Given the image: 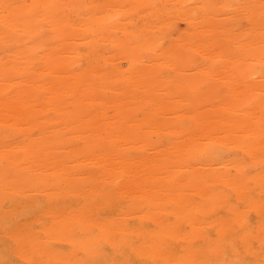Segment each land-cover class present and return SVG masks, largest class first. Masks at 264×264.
<instances>
[{
	"label": "bare ground",
	"instance_id": "1",
	"mask_svg": "<svg viewBox=\"0 0 264 264\" xmlns=\"http://www.w3.org/2000/svg\"><path fill=\"white\" fill-rule=\"evenodd\" d=\"M96 1L99 0H0V264L17 261L21 264H211L203 261V257L212 258L216 252L217 264H264V251L257 249H264V0H238L240 8L236 2L232 4L243 11L241 17L250 20L246 27L243 25L249 31L241 27L245 19L240 21L237 15L231 16L230 23L224 18L220 23H215L217 18H208V11L212 13L220 7L229 9L225 7L228 0H197L207 8L198 6L196 0L195 4L188 0L187 6L189 2L185 0L187 7L196 8L197 5L200 9L196 8L199 10L196 13L195 8H188V16L184 14L187 7L182 6L183 0H177L180 13L177 9L174 13L172 8H167L169 4L165 7L163 0V3L160 0ZM5 5L11 7L5 9ZM30 5L39 7L30 8ZM113 6L118 8L114 11ZM193 9L198 14L193 13L196 19L206 10L203 12H206V21H202V17L197 20L206 24L203 32L207 31L210 36H207L208 41L199 31L202 30L201 23L191 16ZM131 10L138 14L134 15ZM168 10L174 13L176 21L183 13V21L187 19L189 24L188 17H192L189 21L198 24L195 29L187 24L195 32L189 27L184 30V36L188 34L194 38V43L189 39L192 45L202 39L206 43L217 41L218 55H205L204 41L201 42L204 45L199 43L204 47L203 53L195 49L201 53L200 59L206 60L208 56L209 62L204 61L206 67L203 62L199 66L206 68L204 73L201 71V76L206 75L204 78L199 76V70L193 72L198 65L194 64V67L191 63L200 59H190L196 54L193 53L196 46L191 47L186 37L182 38L193 48L192 55L189 54L191 48L184 43L183 48L180 40L179 45L185 53L181 48H176L181 50H176L175 54L171 52L170 48L175 45L169 47L168 40L164 43L168 46L166 50L158 45L156 30L163 29L157 24L162 17L166 19ZM162 11H165L164 15ZM70 12L76 13L71 17ZM139 12L146 15H141L144 17L143 31V22H136L141 17ZM125 14L136 16L132 18H137L134 21L130 18L136 26L130 24L131 28L127 27L129 15ZM158 16L161 18L156 19ZM117 17L124 23L117 22L121 24L116 26L119 34L107 40L112 52L106 49L103 54L102 50L108 46L105 38L111 36L106 33H110L116 23L104 28ZM152 18L158 22L151 21ZM231 19H235L236 25ZM149 21L154 22L157 29L154 24L149 26ZM169 22L160 23L167 25V29L174 24ZM227 23L233 24L232 27L226 26ZM220 24L222 26H218ZM45 27L50 33L44 30L47 34H43ZM171 27L172 33L181 35L174 31V26ZM187 28L192 30L190 35ZM215 28L219 29L216 39ZM96 29L106 30V35L103 33L101 38L97 35V39ZM243 29L246 36L249 33L245 40L241 38ZM149 31H154L155 36ZM168 31L165 39L171 33ZM161 36L159 39L163 41ZM154 46L163 51L159 54L157 49V55L162 59L172 57L169 58L170 65L167 63L175 69H171V76L182 67L183 72L188 68L194 74L197 72L193 74L196 77L186 71L185 75L192 76L191 79L178 71L177 77L183 75V79H180L183 76L179 79L167 76L163 81L160 75L165 77L167 71L163 73V66L159 68L162 72L156 69L152 62L157 56L148 54L156 52H150ZM180 46L176 44V47ZM108 50L113 63H106L111 66L108 71L105 69L106 74L96 73L99 69L96 65L87 67L86 62L84 64L89 51L90 60L94 58L101 62L100 57L102 59ZM115 51L118 59L127 60L126 69L116 64L120 60H113L117 55ZM140 54L152 56L151 60L143 62ZM159 59L156 62L159 63ZM197 77L209 82L204 84L205 89V86L200 89L204 92H199L204 93L205 99L201 93L202 99L198 97L195 103L198 94L188 88L197 95H192L193 100L188 89V93H184L177 83L180 88L184 86L181 83L194 87L201 83ZM128 81L134 84L133 89L136 84H143L146 91L139 86V91L134 93L144 90L146 95L149 90L156 91L158 86H163L159 90H166L168 95L161 92L162 95H173L168 98L178 99L171 104L172 100L167 98L170 105L178 106V116L170 113L173 107L165 103L164 96L165 100L163 97L155 100L161 105L164 100L163 105L170 107L167 111L174 117H166L168 113L164 109L168 108L162 109L153 101L159 95H156L158 91L152 90L155 94L151 92L148 97L153 100L148 101L143 92L144 102L132 107L133 111L126 110L122 102L127 107L130 103H138L137 98V101L132 99L133 102L128 100V104L126 99V102L120 100L123 85L130 84ZM218 84H225L224 92L219 91ZM130 86H127L131 90H127L128 93H132ZM107 88L120 95L114 94L115 91L106 95ZM109 95L112 98L107 97ZM124 95L123 98H127ZM201 101L202 104H198ZM94 106L99 108V113ZM160 110L159 114L164 112L165 117L163 114L156 117ZM138 112L145 114L142 121L134 118L140 115ZM155 118L158 122L161 120L163 131L160 130L162 136L156 138L152 137L159 127V123H153ZM136 124L142 125V129L149 127V133L153 128L156 130L146 136L148 130L139 126L145 134L140 135L138 131L139 135L135 137L133 127L137 128ZM131 130L134 137L128 135ZM67 134L74 137V143ZM129 139H132L130 146L125 142ZM65 142L72 145L66 147ZM148 149L150 152L145 154L144 150ZM81 169L80 176L75 178ZM26 217L37 219L36 223L28 226L30 220L26 221ZM24 219L27 225L23 223ZM254 241L258 243L256 249L252 246Z\"/></svg>",
	"mask_w": 264,
	"mask_h": 264
},
{
	"label": "rangeland",
	"instance_id": "2",
	"mask_svg": "<svg viewBox=\"0 0 264 264\" xmlns=\"http://www.w3.org/2000/svg\"><path fill=\"white\" fill-rule=\"evenodd\" d=\"M100 1H101V0H99L98 2H100ZM155 1H156V0H155ZM163 1H164V3H163ZM163 1L160 0L159 2H160V3H163L164 6L169 4L170 6L168 5L167 8H169V9L172 8V10H173L172 12L175 13L177 10H178V11L180 10V8L178 9L179 5H177V4H178V1H177V0H172V1H173L172 3H174L173 5H175V6L177 5L176 8L172 5L171 1H168V0H163ZM166 1H168L169 3L166 4V3H165ZM174 1H176V3H175ZM179 1H180V0H179ZM187 1H188V0H186V2H187ZM189 1H190V0H189ZM189 1H188V2H189ZM192 1H194V4H195V0H191V4H192ZM198 1L201 2V0H198ZM202 1H204V0H202ZM236 1H238V0H231V2H230V0H228L229 5H228V3H227L228 6H227V5L225 6V7L229 8V9L231 8L230 10L226 8L228 11L225 10V9H222V8H224V7H222V8L220 7L221 9L219 8V9H216L215 11L212 10V13H209V11H208L207 13H206V12H205V13H206V15H210V16L208 17L209 19H212V18L216 19V18H217V19L215 20V23H216V21H218V22L220 23V21H221L220 19H222V18L226 19L227 21H226V20H225V21L228 22V23H230V22H229V19L231 18V16H234V15H235V16L237 15V16H236L237 18L240 17V21H242V20L245 19V18H244V17H241V16H244V15H243V13L241 14V11H242V10H239L240 7H239V5H238V3H237ZM85 2H86V1H85ZM96 2H97V1H96ZM98 2H97V3H98ZM184 2H185V0H183V2L181 1V4L183 3L182 6L185 5ZM186 2H185V3H186ZM199 2H197V0H196V4H197L198 6H201L202 8H203V7H206V8H207V6H205V5H203V4H202V5H203V6H202L201 3H199ZM233 2H234V3L236 2V3H237L236 6L238 5L239 8H238V7H235V5L232 6ZM123 3H124V1H123ZM202 3H203V2H202ZM217 3H218V2H217ZM217 3H216V4H217ZM163 4H161V5H163ZM181 4H180V6H181ZM188 4H190V2L187 3L186 5L188 6ZM230 4H231V6H230ZM126 5H127V4H126ZM171 5H172L175 9H173V7H171ZM186 5H185V6H186ZM197 5H196V8H197ZM185 6H183V7H185ZM187 6H186V7H187ZM113 7H115V8H113V10L118 8V7L116 8V6H113ZM165 7H166V6H165ZM183 7H181V9H182ZM191 7H193V6H191ZM191 7H190V5H189V7H187V13H186V12L184 13V14H186V16L189 15V14H188V12H189V11H188V8H189V10H190V9H192ZM201 7H200V8H201ZM232 7H235L236 12H235V9L232 8ZM167 8H166V9H167ZM193 8H195V6H194ZM196 8H195V9H196ZM237 8H238V9H237ZM76 9H77V8H76ZM76 9H75V11H76ZM111 9H112V8H111ZM163 9H164V8H163ZM176 9H177V10H176ZM183 9H184V8H183ZM197 9H199V8H197ZM197 9H196V10H197ZM73 10H74V9H73ZM125 10H127L126 12H128V7L126 8V6H125ZM129 10H130V9H129ZM170 10H171V9H170ZM170 10H168V11L170 12ZM196 10H195V11H196ZM199 10H200V9H199ZM199 10H197L196 13H199ZM238 10H239V11H238ZM67 11H68V10H67ZM114 11H115V10H114ZM132 11H133V12H132ZM182 11H183V10H182ZM185 11H186V9H185ZM195 11H194V9H193V12L191 11V14H192V15L190 14V15H191L192 17H194V18L197 17V16H195V15H198V14H195V13H194ZM201 11H202V10H201ZM204 11H206V10H204ZM204 11L201 12L203 16H204V14H205V13L203 14ZM221 11H222V12H221ZM76 12H77V11H76ZM76 12H75V13H76ZM101 12H103V11H101ZM135 12H136V10H135V11H134V10H131V13H133L134 15L138 14V12H137L136 14H135ZM144 12H145V11H144ZM169 12H168V13H169ZM183 12H184V11H183ZM218 12H221V13H218ZM238 12H240V14H237ZM242 12H243V11H242ZM75 13L70 12L69 14H70V16H71V14H75ZM78 13H80V12H78ZM78 13L76 14L77 17H78ZM97 13H98V12H97ZM131 13L129 12V14H131ZM142 13H143V12H142ZM142 13L139 12V15L141 16ZM164 13H165V11H164V12L162 11L161 14L164 15ZM168 13H167V12L165 13V18H166L165 20L167 21V23L171 20L170 22H172V24H173V22H174V24H173V25H170V26L167 27V29H166L165 26H167V25H164V24L162 25V23H166V21H165L164 19H162L163 17L161 18L160 16H162V15H160V16H158V18H156V19H159V17L161 18V19H159V22H158L157 20H155V18H154V19H153V18L150 19L151 21H154V22L157 21V22H158L157 25H159V27L155 24V23H157V22L154 23V22H151V21H149V26H150V23H151V24H154V27L157 26L158 28H162L164 32H163L162 30H160V32H161L163 35L159 32V30H156V31H158V32H156V31L154 30V31L156 32L157 36H155V32H154V31H153V32H152V31H149L148 33L151 32L152 34H150V35H152L153 37L155 36L156 38L158 37V40H157V41H160V42H161V43H160V42L158 43V45L160 46V48H163V47H164L165 50H166V48H167L168 46L165 47V44H166L165 41H167V40L169 41V42L167 41V44L169 43V44H168L169 47L172 46V45H175V46H173L172 49L170 48V51L173 52V53L175 54V52L180 51L181 49L184 48L183 45L185 44V42L189 41L190 38H191L190 41H191L192 39L194 40V38H192L191 36H188V34L185 35V36L183 35V34H186V32H185L186 29H185V28H186V27H189V26H190V27L192 26V27L195 29V27H196L198 24H200L203 20L206 21V19H204L206 15H205L204 17H203L202 15H199L200 17H199V19H198V18H197V19L200 21V20H201L200 18L202 17L203 19H202L201 22H199V21L195 18V19H194L195 22L198 21V24L196 25V23L194 22V20H192L193 22L190 20L192 23H194V24H192V23L190 24V21H189V18H190V17H188V22H189V24L186 22L187 19L183 21V19L181 18L183 13H182V14H179L180 11H179V13H178V12H177V13H178L179 15H181V17H179L180 20H179V18H177V19H178L177 21H176V17H174V16H175L174 13H171V12H170L169 14H168ZM193 13H194L195 15H193ZM213 13H216V15H215L216 17L213 15ZM217 13H218V14H217ZM82 14H83V13H80V15H82ZM99 14H100V12H99ZM129 14H127V15H129ZM167 14H168V15H167ZM170 14H171V15H170ZM187 14H188V15H187ZM76 15H74V16H76ZM80 15H79V16H80ZM97 15H98V14H97ZM125 15H126V14H125ZM127 15H126V16H127ZM139 15L137 16L138 18L140 17ZM176 15H177V14H176ZM143 16H146V15H144V13H143ZM143 16H141L139 19L136 18L137 20H136V19H134V20H136V22L138 21L139 23H140V22L142 23V22H143L142 19L144 20V17H143ZM168 16H169V17H171V16L174 17V18H175L174 20H175L176 22L172 20V17H171V19H170ZM212 16H214V17H212ZM217 16H218V17H217ZM235 16H234V18H235ZM71 17H72V16H71ZM77 17H74V19H77ZM119 17H120V19L122 20V16H119ZM119 17L116 18L117 21H115V20H116V19H115L114 21H112L113 23H109V25H106V27L104 28V29H107L108 26H110V25L114 26L115 23H116V25L114 26V29H113V30H110V29H112V28H110V29H109V30H110V33H106L107 35H110V34H111V36H110L111 38L109 37L110 39H109V38H108V39L105 38L106 40H105V39H102V41L100 40L101 42H104V40H105V41L107 42V44H108V46H105L106 48H104V47L102 46V47L104 48V50H102V49H100V48H99V49L97 48V49L100 50V51H101V50L104 51L103 54L105 53L106 49H109V50H110V47H111L109 41H107V40H111V39L115 38V36H116L117 34H119V30H116V29H119V27L117 28L116 26H120V25H121L120 23H119V25H118V23H117V22H121V20L118 21V20H119V19H118ZM124 17H125V16L123 15V18H124ZM135 17H136V16H132V15H131V17H130V15L127 17V20H128V18H129V20H128L127 22H128V23H129V21L131 22V23H129V24L127 23V27L131 28V27H130V24H131V25H134V24H132V23H134V22H132V20H133L132 18H135ZM142 17H143V18H142ZM167 17H168V18H167ZM177 17H178V16H177ZM184 17H185V16H184ZM192 17H191L190 19H193ZM210 17H211V18H210ZM226 17H229V18H226ZM130 18H131L132 20H131ZM242 18H243V19H242ZM167 19H170V20H167ZM181 19H182V20H181ZM184 19H185V18H184ZM125 20H126V17L124 18V21H125ZM134 20H133V21H134ZM162 20H163V21H162ZM234 20H235V19H233V21H232V19H231V22H232L234 25H236V22L234 23ZM124 21H123V23H124ZM138 22H137V23H138ZM160 22H162V23H160ZM170 22H169V24H171ZM221 22H222V21H221ZM242 22H243V23H242V26H241V25H240V26L243 27V25H244V26L246 27V26L249 24L250 20L248 21V20L245 19V20H243ZM121 23H122V22H121ZM123 23H122V24H123ZM141 23H140V24H141ZM159 23H160V24H159ZM224 23H225V22H224ZM228 23L226 24V26H229V25H230V26L232 27L233 24H228ZM240 23H241V22H239L238 24H240ZM113 24H114V25H113ZM125 24H126V21H125ZM125 24H124V25H125ZM187 24H188L189 26H187ZM202 24H203V23L200 24V25H201L200 28H201L202 30L197 29L196 32H197L198 30H199V31H202V32H203V31L205 32V28H206L207 26H206V24H204V25L206 26V27H205V26L202 25ZM221 24H223V23H221ZM221 24L218 25V26H222ZM128 25H129V26H128ZM142 25H143V26H142ZM142 25H140V26H142L141 30L143 31V30H144L143 27H145L144 22L142 23ZM146 25H147V24H146ZM161 25H162V26H161ZM195 25H196V26H195ZM134 26H136V23H135ZM134 26H132V28H134ZM138 26H139V24H138ZM138 26L136 27V29L138 28ZM147 26H148V25H147ZM149 26H148V29L150 30ZM160 26H161V27H160ZM171 26H174V27H173V28H174V31L178 32V34H181V35L178 36L177 34H175V32L172 33L173 31H171V29H172ZM230 26H229V27H230ZM237 26H238V25H237ZM237 26H235V27H237ZM125 27H126V26H125ZM151 27H153V26H151ZM157 27H155V29H157ZM190 27H189V28H190ZM204 27H205V28H204ZM235 27H234V28H235ZM238 27H239V26H238ZM241 27L239 28L240 31H241ZM245 27H243V28H245ZM97 28H98V27H97ZM164 28H165V30H164ZM169 28H171V29H169ZM180 28H181V29H180ZM189 28H187V30H189ZM193 28H190V29L193 30ZM196 28H197V27H196ZM198 28H199V27H198ZM139 29H140V27H139ZM146 29H147V28H146ZM151 29L153 30L154 28H151ZM168 29L171 31V33H170V31H168ZM245 29H246V31H249L248 28H245ZM245 29L242 30V34H243V35H241L242 40L247 39V38H248L247 36L249 35L248 32H246V34L248 33L247 36L244 34L245 32L243 33V31H244ZM44 30H45V31L48 30V31H46V32H47V33H50L48 27H45V29H43V34L46 33V32L44 33ZM96 30H97V29H96ZM99 30H100V29H98L97 32L95 33L97 39H98V36H100V38H101L102 36L104 37L103 33L106 31V30H105V31H99ZM166 30L170 33V34H168V37L166 36L167 39H165V37H164L165 35H167V34H165V32L167 33ZM172 30H173V29H172ZM177 30H178V31H177ZM184 30H185V31H184ZM192 30H191V31H192ZM233 30H234V29H233ZM237 30H238V29H237ZM237 30H235V31H237ZM111 31H112V32H111ZM147 31H148V30H147ZM180 31H184V32L179 33ZM191 31H190V30L188 31L189 35H190V32H191ZM218 31H219L218 28L213 29V35L215 36V39L217 38V34H216V33H217ZM100 32H102V34L99 35ZM108 32H109V31H108ZM113 32H115V34H114ZM192 32H195V31L193 30ZM202 32H201V34H202ZM204 32H203V33H204ZM47 33H46V34H47ZM143 33H144V32H143ZM158 33H160V34H158ZM104 34H105V33H104ZM106 34H105V35H106ZM112 34H113V35H112ZM201 34H200V35H201ZM215 34H216V35H215ZM97 35H98V36H97ZM158 35H159V36L162 35L161 37H163V38H162L163 41L159 39L160 37H159ZM169 35H172V36H169ZM191 35H192V34H191ZM213 35H212V36H213ZM48 36H49V35H48ZM112 36H113V37H112ZM177 36H178L179 38L175 39V37H177ZM183 36L186 37L185 39H187V41H185V39L182 38ZM192 36H193V35H192ZM207 36H208V35H207V31H206V33H204V38H205V39L207 38L206 40L208 41V39H209L208 37H210V36H208V37H207ZM214 36H213V37H214ZM172 37H174L173 39L175 40L176 43L173 42L174 40H173V41H172V39L170 40V38H172ZM201 37H202V35H201ZM220 37H221V33H220ZM246 37H247V38H246ZM100 38H99V39H100ZM180 38H181V39H180ZM140 39H141V38H140ZM183 39H184V40H183ZM45 40H46V39H45ZM75 40H76V39L74 38V41H75ZM179 40H180V41H179ZM193 40H192V41H193ZM200 40H201V39H200ZM74 41H73V42H74ZM100 41H99V42H100ZM170 41H172V42H170ZM178 41L182 44L181 46H182L183 48H181V46L179 45L180 43H179ZM190 41L188 42V44L192 42V41H191V42H190ZM203 41H204V43H206V41H205L204 39H202V41H200L199 43H200V44H203V43H201V42H203ZM99 42H98V43H99ZM155 42H156V41H155ZM76 43L79 44V40H78V39L76 40ZM76 43H73V44L75 45ZM98 43H97V44H98ZM164 43H165V44H164ZM183 43H184V44H183ZM193 43H194V41H193ZM193 43H191V44H189V45L191 46ZM199 43H196L195 45H192V46H196V48L193 47L194 50H193V48H191L192 46L190 47V46L188 45V46L191 48V51L187 49L188 52H189V51L191 52V53H189V54L192 55L194 52L196 53L195 55H194V54H193L192 56L190 55V56H191L190 59H192L193 61H194L195 59H200V58H201L202 55H201V56H199V55H200L201 53L204 52V51H203L204 47H205V55L212 56V55L214 54V56H215V55H218V54H219L218 51H220V48H219V47L217 48V44H216L217 41H216V42H215V41H213V42H207L206 45H205L204 47H203L202 45L200 46ZM218 43H219V42H218ZM97 44H96V45H97ZM99 44H100V43H99ZM99 44H98V45H99ZM102 44H103V43H102ZM102 44H100V45H102ZM161 44H162V45H161ZM171 44H172V45H171ZM176 44H177V46H180V47H176ZM198 44H199V45H198ZM98 45H97L96 47H98ZM158 45L156 44V46H158ZM185 45L187 46V43H186ZM185 45H184V46H185ZM203 45H204V44H203ZM109 46H110V47H109ZM156 46L153 47L154 50H153V49L150 50V52L156 51V52H154L155 54H154V53H148V54H149V55L153 54L152 56H155V55H156L157 58L159 59V56H160L159 54H160L161 52H163V51L160 50V49H158L159 46H158V47H156ZM188 46H187V48H189ZM198 46H200L201 48L203 47L202 50H201V48L198 49ZM100 47H101V46H100ZM174 47H175V49H174ZM176 48H181V49H176ZM185 48H186V47H185ZM215 48H217V50H216ZM113 49H114V47H113ZM157 49H158V51L160 50V52H159L158 55H157ZM195 49H196L198 52H199V51H202V52L199 54V53H197V51H195ZM109 50L106 52V54H105L104 56L106 57V59L109 58L108 60H110V61H107L106 59H104V56H102V59H103V60H102L101 57H100V54H98L100 51L97 52V55H98V58L100 57L101 62L98 61L99 59L97 58V56H93V57L97 58L98 60H96V59H94V58L90 60L89 57H92V56L90 55L91 53H90V51H89V53H88V55H89L88 60L91 61L92 63H88V62H87L88 60H86V59H87V58H86L87 55H86V56H85L86 59L84 58V64H85V62H86V66H87V67L90 66V65H92V66H95V65H96L97 68L99 67V69L97 70V72L95 71V70H96V69H95L94 72H96V73L99 72L98 74H102V73H105V74H106L107 71H108V68L111 67V66L108 67L109 64L107 65L106 63H107V62H108V63L112 62V58H110V56H109V55L111 54L112 50H110L111 52H110ZM176 50H177V51H176ZM183 50H184V49H183ZM192 50H193V53H192ZM102 51H101V52H102ZM216 51H217L218 53H215ZM94 52H96V50H95ZM101 52H100V53H101ZM108 52H110V53H108ZM115 52H116V51H115ZM115 52H114V54H117V55H115V56L113 57V60H114V61H118V60H120V59H118V58H120V57L118 56V53H117V52L115 53ZM145 52H146V51H145ZM148 52H149V51H148ZM181 52H182V51H181ZM186 52H187V51H186ZM213 52H214V53H213ZM92 53H93V51H92ZM143 53H144V52H143ZM179 53H180V52H179ZM184 53H185V50H184ZM107 54H108V56H107ZM189 54H188V55H189ZM101 55H102V54H101ZM197 55H198V56H197ZM34 56H35V55H34ZM143 56H145V57H142V54H140V57L142 58V61H143V62H148V61H150V60H151L150 58L152 57V56H149V57H148L147 54H146V55L144 54ZM146 56H147V58L149 59V60L147 59V61H145V60H146ZM208 56H207V57H208ZM117 57H118V58H117ZM160 57H161V58L159 59V63L156 62V61L158 60L157 58H155V59H154L155 61H153L152 63H153V64H156V67H157L156 69H158V70H159V68L161 69L162 66H163V68H162V69H164L163 73H164L165 71H167V74L165 73L166 76L164 75L165 77H163L162 75L159 74L160 77H161V79H162L163 81L166 79L167 76H170V77H168V78L175 79V78L177 77L176 74H177L178 71H179V72H178L179 74H181V73L183 72L182 70H180L182 67H179V70L176 71V73H174V72L172 71L174 75L171 76V74H172V73H171V69L173 70L174 68L171 67V66H169V65H170V63H169V62H170V59H169V58H172V57H168V56H166V58H163V59H162V56H160ZM167 57H168V58H167ZM207 57H206V60H208ZM115 58H116V59H115ZM153 58H154V57H153ZM156 59H157V60H156ZM85 60H86V61H85ZM121 60H122V58H121ZM121 60H120V61H121ZM164 60H165V61H164ZM166 60H169V61L166 62ZM206 60H202V59H200V60H195V62H192L191 64H192L193 66H194V64H195V65H198L197 68L193 69V72H194V70H195V71L199 70V71H200V72H199V76H201L202 73L205 72L204 70L206 69V68H205V67H206L205 65H207V64H205V63H208V62H209V60H208L207 62L204 63V61H206ZM104 61H106L105 64H104ZM120 61H119V63L116 62V64H118V65L121 64V67H122V66H123V67H124V66L126 67V62H127V60H126V59H125V60L123 59L121 62H120ZM125 61H126V62H125ZM143 62H142V63H143ZM198 62H200V63H199V64H196V63H198ZM202 62H203V64H204L205 67L200 68L201 65H203ZM74 63H75V62H74ZM112 63H113V62H112ZM149 63H150V62H149ZM161 63H162V64H161ZM167 63H168L169 65H168ZM143 64H144V63H143ZM146 64L148 65V63H146ZM159 64H161V65H160L161 67H158ZM165 64H166V66H168L167 68H169V70H168L167 68H165ZM191 64H189V67H190V68H193V66H192ZM84 66H85V65H84ZM142 66H143V65H142ZM173 66H174V65H173ZM191 66H192V67H191ZM199 66H200V67H199ZM123 67H122V68H123ZM125 67H124V68H125ZM143 67H144V66H143ZM143 67H142V70H143ZM170 67H171V68H170ZM187 67H188V66H187ZM194 67H195V66H194ZM76 68H77V67H76ZM95 68H96V67H95ZM100 68L103 69L102 72L99 71ZM183 68H184V67H183ZM199 68H200V69H199ZM74 69H75V68H74ZM105 69H107V71H105ZM125 69H126V68H125ZM184 69H186V68H184ZM203 69H204V70H203ZM174 70H175V69H174ZM159 71H160V70H159ZM169 71H170V73L168 74ZM180 71H182V72L180 73ZM186 71H188L187 73H189L190 75L193 76L194 73L192 72L191 69L189 70V68H188V70H186ZM186 71L184 70V72H183L182 74L185 75V72H186ZM189 71H191V73H190ZM201 71H202V73H201ZM160 72H162V71H160ZM160 72H159V73H160ZM197 72H198V71H197ZM197 72H196L194 75L198 74ZM179 74H178V77L183 76V75H179ZM175 75H176V76H175ZM190 75H185V77L188 76L189 78H191L192 76H190ZM174 76H175V77H174ZM203 76H204V74H203ZM203 76H201V78H204L206 75H205L204 77H203ZM224 76H225V75H224ZM178 77H177V78H178ZM188 77H187L186 79H189ZM193 77H194V76H193ZM195 77H196V76H195ZM195 77H194V78H195ZM183 78H184V76H183L182 78L180 77V79H183ZM197 78H198V77H197ZM201 78H198V79H200L199 81H201ZM178 79H179V78H178ZM186 79H185V80H186ZM191 79H192V78H191ZM198 79H197V80H198ZM202 80H203V79H202ZM135 81H136V79H135ZM128 82H129L130 84H125V85H123V86H125L124 88H123V86H122L123 91H124L123 94L125 93V95L127 96V98H123V94L120 95V93H119V92H116V90H114V89H111L112 92H109V90H110L109 88L106 89V90H107V91H106V95H108L109 93L112 94V93H114L113 91H115L114 94H116V95L119 94V95L121 96V97H120L121 102H122V100L125 101L124 99H126L127 104L130 103V101H128V100H132V99L135 100V99L137 98V99H138V103H137V102H133V100H132L133 103H130V105H129V106H131V107H129V106L127 107L126 103H123V102H122L123 106H124V105L126 106V110L128 109L129 111H133V110L131 109L132 107H134V106H136V105H140L141 102L143 103V102H144L143 100H144V98H145L146 96H147L146 99L148 98V101L154 99L153 101H155V102H156L155 99H158V98H162V97H163L164 100H165V97H166V100H165V101H167V102H165L164 100H163V101H164L165 103H167L169 106H172L173 109L175 108V107H174L175 105L173 106V105H170V104H169V102H170L169 100H172V102H171V104H172V103H175L174 101H176V100H178V99L175 100V98H176L175 96H174L175 98L169 99L171 96L173 97V95H170V97H169V96H165L166 93H165L164 91H166V90H161V91L159 90V89H163V88H161V87H163V86H161V87L158 86L159 89L156 90V91H158V94H156V95H159V97H157V98H153V96H152L153 99H150V100H149V97H148V96H150L149 94L152 95V93L156 92V91H154L155 89H151V90L154 91V92H152L151 90H149L150 93L148 94V92H147L148 95H146V93L144 92V90L146 89V87H145L143 84H142V85H143L144 87H142L141 83H139V84H140V85H139L140 87L136 84V85H135L136 87L134 86V88L137 89V90H136V89H133V87H132V86L134 85V84H131L132 81H128ZM185 82H186V81H185ZM202 82H204V81H201V83L198 82L195 86H194L193 84H191V85L194 86V87H187V85H185L184 83H183V84L181 83V86L184 85L183 88L186 87V88H184L185 90H184L183 88H180V85H179L180 83H177V84H178V86H179V89H181V91H183V92L185 91L186 94H187L188 92H189V94H190L191 92H195L196 94H198V96H197L196 94L193 93V94H194V97L197 96V97H195V98H196L195 103H197V98H198V97L200 98V94H201L202 92H204L203 90H200V89H202V86H205V87L203 88V89H205V88H206V85H204V84H206V82H209V81H206V82H204V83H202ZM129 85H131L130 87H132V88H131V89H132V93H128V92H127V90H128V91L130 90V89H128V87H127V86H129ZM221 86H222V88H221ZM223 86L225 87V84H223V85L220 84V86H219V84H218V87H219L218 89H219V91H220V89H221V91H223V90H222V89H223ZM126 87H127V88H126ZM138 87H139L140 89H144V90H141L142 93H141V92H139V93H134V92H138V91H139V88H138ZM141 87H142V88H141ZM197 87H198V88H197ZM199 87H201V88H199ZM188 88L191 90V92H190V90H189ZM195 88H196V89H195ZM182 89H183V90H182ZM186 89H188V92L186 91ZM133 90H134V91H133ZM170 90H171V89H170ZM193 90H195V91H193ZM145 91H146V90H145ZM159 91H160V92H159ZM181 91H180V92H181ZM196 91H197L198 93H197ZM200 91H202V92L199 93ZM129 92H131V90H130ZM143 92H144V96H145V97L143 96ZM151 92H152V93H151ZM161 92H163V93H165V94L162 95ZM172 92H174V91H172ZM185 92H184V93H185ZM223 92H224V91H223ZM140 93H141V94H140ZM159 93L161 94V97H160V94H159ZM218 93H219V92H218ZM221 93H222V92H221ZM221 93H219V94H221ZM134 94L137 95V96H139V97L135 96ZM154 94H155V93H154ZM189 94H188V97L190 98L193 94L191 93V96H189ZM106 95H104V96L106 97ZM125 95H124V97H125ZM128 95H129V96H128ZM130 95H131V96H130ZM140 95H142V96L140 97ZM166 95H168V94H166ZM203 95H204V93L201 94V97H202V98H203ZM134 96H135V98H134ZM164 96H165V97H164ZM182 96H183V95H182ZM186 96H187V95H186ZM107 97H111V98H112V95H109V96H107ZM132 97H133V98H132ZM142 97H144V98H142ZM154 97H155V96H154ZM168 97H169V98H168ZM194 97L192 96L191 98H193V100H195ZM116 98H117V97H116ZM128 98H129V99H128ZM141 98H142V99H141ZM167 98H168L169 100H167ZM191 98H190V99H191ZM202 98H200V99H202ZM137 99H136V101H137ZM200 99H199L198 101H200ZM203 99H205V97H204ZM139 100H141V101L139 102ZM126 101H125V102H126ZM145 101H146V100H145ZM163 101H162V105L159 103V101H158V103H157V102H156V103L159 104L160 106H162V109H164V108H168V109H164V112H165V113H168L169 111H167V110H169L170 107H169V106L166 107V105H163ZM202 101H203V100H202ZM202 101H201V102H198V104H202ZM215 101H217V100L215 99ZM218 101H219V100H218ZM218 101H217V102H218ZM151 102H152V101H151ZM151 102H150V103H151ZM176 102H177V101H176ZM165 103H164V104H165ZM212 103H213V102H212ZM177 104H178V103H177ZM177 104H176V105H177ZM204 104H205V102H204ZM125 106H124V107H125ZM95 107L97 108V106H94V108H93L94 110H96ZM172 107H171V108H172ZM177 107H178V106H177ZM177 107L175 108V109H176V112H175V109H174V112L172 111L173 109H170V111H171L170 113H172V114L178 116V114H177L178 112H177V111H178L179 109H178ZM183 107H184V106H183ZM129 108H130L131 110H130ZM181 108H182V107H181ZM94 110H93V111H94ZM165 110H166V111H165ZM184 110H185V109H184ZM184 110H183V113H184ZM96 111H97V113H99V108H97ZM96 111H94L95 114H96ZM162 111H163V110H162ZM140 112H141V111H140ZM140 112H138V113L140 114ZM142 112H143V111H142ZM159 112H161V110L158 111L156 117H158ZM164 112H162V114H163L164 116H163L162 114H159V115H160V116L162 115L163 117H165V113H164ZM181 112H182V109H180V112H179V113H181ZM138 113H137V114H138ZM183 113H182V116H183ZM134 114L137 115L136 113H134ZM139 114H138V115H139ZM141 115H143V116H141ZM174 115H172V116L174 117ZM185 115H186V110H185ZM185 115H184L183 118L186 117ZM96 116H97V118H98V117L100 116V114H97ZM144 116H145V114L142 113V114H140L138 117H134V118H136V119H141V121H142V119H143ZM162 116H161V117H162ZM169 116H170V118H172V116L168 113V114L166 115V117H169ZM99 118H100V117H99ZM160 119H161V118H159V120H160ZM137 121H138V120H137ZM141 121H140V122H141ZM160 122H161V120L158 122L157 118H155V120L153 121V123H157V124L159 123V124H158L159 127H158V130H157L158 132L156 131L158 135H157L156 133L153 134L154 136L152 135V137H154V138H156V136H162V133L160 132V130H161V129H160V128H161V127H160V126H161ZM141 123H142V122H141ZM127 124H128V123H127ZM143 124H144V122H143ZM157 124H156V125H157ZM136 125H137V124H136ZM55 126L60 127V125H59V126H58V125H55ZM139 126H141V129H142V125H140V124L137 125V128H136V126H134V127H133L134 129H133V130H135V131H133V130L129 131L128 135L131 134V135H130L131 137H134V136L137 137V136L139 135V134H137V133H139V132H140V135L145 134L144 131H143V132L141 131V129H140ZM153 126H155V124H153ZM123 127H124V128H127V125L124 124ZM53 128H54V127H52V129H53ZM148 128H149V127H148ZM148 128H147V127L145 128V127L143 126V129H142V130H146V129L148 130V132L145 131V132L148 133V134L146 133V136H147V135H151V131L154 133L155 130H156V129L153 130V129H154V128H153V129H151V131H150V133H149L150 128H149V129H148ZM174 128H176V127H174ZM52 129H51V130H52ZM54 129H57V128H54ZM54 129H53V130H54ZM131 129H132V128H131ZM136 129H137V131H136ZM163 130H164V128H163ZM132 131H133V133L136 132V133H135L136 135L132 136ZM138 131H139V132H138ZM161 131H162V130H161ZM162 132H163V131H162ZM159 133H161V134H159ZM71 135H72V134H71ZM74 135H75V134H73V136H74ZM80 135H81V134H80ZM83 135H84V133H83ZM69 136H70V135L67 134V137H69ZM76 136H77V135H75V137H76ZM81 136H82V135H81ZM67 137H66V139H67ZM77 137H78V136H77ZM71 138L74 139V137H71V136H70L69 139H71ZM66 139H65V140H66ZM69 139H68V141H71V140H72V139H71V140H69ZM133 139H134V138H133ZM77 140H79V138H78ZM68 141H66V142L68 143ZM72 141H73V140H72ZM131 141H132V139H129V141H125V142H126V144L128 143L129 146H130V142H131ZM63 142H64V141H63ZM63 142H62L61 144H63ZM66 142H65L66 147H67V146L69 147V145H72L71 142H70L69 144H67ZM74 142H75V139H74L73 143H74ZM124 144H125V143H124ZM126 144L124 145V147H125V146L127 147ZM131 144H132V143H131ZM63 146H64V145H63ZM147 148H148V147H147ZM149 148H150V147H149ZM142 152H143V150H142ZM144 152H145V154H148V153H146V152H150V150H149V149L146 150V151L144 150ZM144 152H143V153H144ZM141 154H142V153H141ZM81 172H82V169H81L80 172L78 171L79 175H78V173H77L78 176L75 175V176H76L75 178H78V177L80 176ZM251 217H252V219H255V217H254L253 215H252ZM29 220H30V222H31V221H32V222H31V223L29 222V223H28V226H29V224H32L33 222L36 223L35 221H36L37 219L31 220L30 218L28 219V218L26 217V221H29ZM23 221H24L23 223L25 224V223H26L25 219H24ZM26 225H27V223H26ZM177 225H180V223L177 224ZM24 226H25V225H24ZM30 226H31V225H30ZM252 246H253L254 249H256V247H258V243H257V241H254V243H253ZM257 249H261L260 252H263V251H264V249H262V248H257ZM262 250H263V251H262ZM217 255H218V252H216L215 254H213V257H212V258L209 257V256H205V257H203V261H205L206 263L217 264V261H218V260H215V258H216ZM255 263H257V262H254V264H255ZM15 264H21V261H17ZM84 264H85V263H84ZM239 264H240V263H239Z\"/></svg>",
	"mask_w": 264,
	"mask_h": 264
},
{
	"label": "snow or ice",
	"instance_id": "3",
	"mask_svg": "<svg viewBox=\"0 0 264 264\" xmlns=\"http://www.w3.org/2000/svg\"><path fill=\"white\" fill-rule=\"evenodd\" d=\"M4 7H5V9H7V8H9L11 6L10 5H5ZM28 7H30V8H38L39 6L38 5H30ZM5 20H7V15H5Z\"/></svg>",
	"mask_w": 264,
	"mask_h": 264
}]
</instances>
